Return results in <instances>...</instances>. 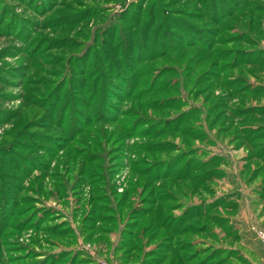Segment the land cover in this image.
<instances>
[{"label": "rangeland", "instance_id": "1", "mask_svg": "<svg viewBox=\"0 0 264 264\" xmlns=\"http://www.w3.org/2000/svg\"><path fill=\"white\" fill-rule=\"evenodd\" d=\"M262 186L264 0H0V264H260Z\"/></svg>", "mask_w": 264, "mask_h": 264}, {"label": "trees", "instance_id": "2", "mask_svg": "<svg viewBox=\"0 0 264 264\" xmlns=\"http://www.w3.org/2000/svg\"><path fill=\"white\" fill-rule=\"evenodd\" d=\"M250 109L252 112L259 110L258 108H253V107ZM251 111H249V112H251ZM259 193H260V197L264 196V186L261 187V191H259ZM185 214H186V212L182 216H178V217L174 216V215L173 216L165 215V222L162 223L161 228L163 227L166 230V232L169 233V236L167 238H165V240L162 242L161 245L158 246L157 249L161 252H159L157 254V256L155 255V251L150 252V256H152V259L147 264H160V262L165 257V251L169 250L171 248H175L176 250H178V254H179L178 256H180L182 262H185V263L188 262V261H186L187 259L183 258L181 253H183L186 249H189L191 245L174 239L178 235L187 233V231L190 228L189 226L182 227V225L180 223L181 218L185 217ZM160 218H164V217L160 216L159 219ZM194 229H196V228H194ZM243 261H244V259H243ZM205 263L206 262L199 260L198 262L191 263V264H205ZM218 263L219 262H217L216 264H218Z\"/></svg>", "mask_w": 264, "mask_h": 264}, {"label": "crops", "instance_id": "3", "mask_svg": "<svg viewBox=\"0 0 264 264\" xmlns=\"http://www.w3.org/2000/svg\"><path fill=\"white\" fill-rule=\"evenodd\" d=\"M236 194V195H235ZM234 196H238L239 193L235 192ZM237 203V202H236ZM245 212V210H244ZM246 216L243 215L242 216V225L244 224L245 227H247V230H245L246 236L247 234H249V236H251V238L246 239V236H243L242 239L245 241H242V243H244V245H246V247H251V249L254 250V253L256 254V256L258 257V260L260 264H264V246H261L260 244H258V242L253 238V236L251 235V233L249 232V224L251 222H254V220L252 219L251 215L249 213H246ZM244 232L241 233V235H245ZM178 250H176L175 248H171L169 250L165 251V257L164 259L160 262V264H184V262L181 261L180 256H178ZM244 262L245 264H254L252 262V260L250 258H248L247 256H243ZM188 263V262H186Z\"/></svg>", "mask_w": 264, "mask_h": 264}, {"label": "built area", "instance_id": "4", "mask_svg": "<svg viewBox=\"0 0 264 264\" xmlns=\"http://www.w3.org/2000/svg\"><path fill=\"white\" fill-rule=\"evenodd\" d=\"M249 232L251 233L253 238L258 242V244L264 246V228L260 227L256 222H251L249 224ZM102 264L107 263L103 262Z\"/></svg>", "mask_w": 264, "mask_h": 264}]
</instances>
